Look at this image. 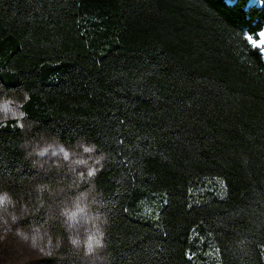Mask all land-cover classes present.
<instances>
[{"label":"trees","instance_id":"16d2710c","mask_svg":"<svg viewBox=\"0 0 264 264\" xmlns=\"http://www.w3.org/2000/svg\"><path fill=\"white\" fill-rule=\"evenodd\" d=\"M264 0H0V86L34 133L103 156L97 264H264ZM0 122V196L14 226L60 242L79 187L36 169Z\"/></svg>","mask_w":264,"mask_h":264},{"label":"rangeland","instance_id":"374dc122","mask_svg":"<svg viewBox=\"0 0 264 264\" xmlns=\"http://www.w3.org/2000/svg\"><path fill=\"white\" fill-rule=\"evenodd\" d=\"M261 51L264 55V50ZM23 97V94H7L0 86V122L13 119L24 130L27 157L36 169H62L75 177L82 189L75 190V194L63 202L60 209L63 227L69 234L70 247L82 256V264L100 263L103 260V221L93 181L103 156L89 143L79 141L65 145L54 137L34 133L21 109ZM90 172L93 174L89 175ZM89 239L93 241L91 249ZM58 245L59 241L52 243L40 229L14 226L0 205V264H50L48 259L56 254Z\"/></svg>","mask_w":264,"mask_h":264},{"label":"snow or ice","instance_id":"6c2138e0","mask_svg":"<svg viewBox=\"0 0 264 264\" xmlns=\"http://www.w3.org/2000/svg\"><path fill=\"white\" fill-rule=\"evenodd\" d=\"M225 7H234L235 6V0H224ZM259 41L253 39V37L249 36V42L253 44L254 47H260L262 50H264V31L259 33ZM93 173H89V175H92ZM6 197L0 196V205H3L5 203ZM98 243V241H97ZM93 244V241L89 239L88 246L91 249Z\"/></svg>","mask_w":264,"mask_h":264}]
</instances>
